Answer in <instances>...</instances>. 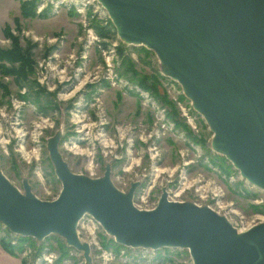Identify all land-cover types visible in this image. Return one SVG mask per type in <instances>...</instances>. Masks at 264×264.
<instances>
[{
  "label": "rangeland",
  "instance_id": "obj_1",
  "mask_svg": "<svg viewBox=\"0 0 264 264\" xmlns=\"http://www.w3.org/2000/svg\"><path fill=\"white\" fill-rule=\"evenodd\" d=\"M0 51V171L20 191L26 181L41 200L58 194L45 145L59 134L57 151L71 172L97 178L108 165L119 191L138 183L139 209L152 208L163 190L236 228L264 221V192L211 149L209 129L180 86L161 76L151 51L117 37L97 0H0ZM91 226L76 228L89 263L55 234L18 243L0 225V240L18 244L20 264H192L183 249L115 250L112 237Z\"/></svg>",
  "mask_w": 264,
  "mask_h": 264
},
{
  "label": "water",
  "instance_id": "obj_2",
  "mask_svg": "<svg viewBox=\"0 0 264 264\" xmlns=\"http://www.w3.org/2000/svg\"><path fill=\"white\" fill-rule=\"evenodd\" d=\"M117 37L143 46L174 80L209 129L210 146L248 184L264 192V0H97ZM59 134L46 140L60 182L50 200L22 191L0 171V225L38 241L50 234L81 253L89 245L76 228L93 219L125 248L183 249L192 264H264V221L244 231L207 206L172 201L162 190L150 209L133 205L137 182L126 192L109 179L71 172L57 151Z\"/></svg>",
  "mask_w": 264,
  "mask_h": 264
},
{
  "label": "trees",
  "instance_id": "obj_3",
  "mask_svg": "<svg viewBox=\"0 0 264 264\" xmlns=\"http://www.w3.org/2000/svg\"><path fill=\"white\" fill-rule=\"evenodd\" d=\"M21 6V5H20ZM22 12V11H21ZM23 13V12H22ZM3 31H6V30H8V25L7 24H4V26H3ZM97 32V31H96ZM98 33V32H97ZM99 34V33H98ZM3 56V54L1 53V51H0V57H2ZM160 76V75H159ZM139 84H141V85H143L142 84V81H137ZM165 98V96L163 95L162 96V98ZM180 98H182V96L180 97ZM171 115H172V117H170V119L171 120H173L174 121V118H173V111H171ZM30 237H22V236H17V238H16V240L18 241V243L20 242H22V241H25V240H28ZM112 243H114L113 245H114V248H115V250L117 249V248H122V246H120V245H118V244H116L115 242H112ZM0 246L2 247V249L5 251V252H7L9 255H12L13 256V251L16 249H21V248H19V246H18V244H17V246L16 245H10L9 243H7V242H4L2 239L0 240ZM123 248H125V247H123ZM20 251V250H19Z\"/></svg>",
  "mask_w": 264,
  "mask_h": 264
},
{
  "label": "built area",
  "instance_id": "obj_4",
  "mask_svg": "<svg viewBox=\"0 0 264 264\" xmlns=\"http://www.w3.org/2000/svg\"><path fill=\"white\" fill-rule=\"evenodd\" d=\"M192 108V107H191ZM182 111L184 112V116H187V114H186V108L183 110V108H182ZM191 118L188 116L187 117V120L189 121ZM42 123H40L39 124V126H41V127H45V121L44 120H42L41 121ZM261 222V221H260ZM82 223H85L86 224V229H88V231H89V229L92 227L91 225H94L96 222L95 221H93V219L92 218H90V217H88V216H84L81 220H79V222H78V224H77V227L79 226V225H81ZM255 223V222H254ZM97 224V223H96ZM233 225V224H232ZM254 225V224H253ZM233 227L236 229V231H244V230H246V229H248L249 227H251V225H246L245 227H241V228H236L234 225H233ZM144 250H148V249H144ZM150 251H152V250H150ZM106 255H109V253H106ZM50 257H52V256H50ZM45 261L47 262V263H50V262H52V259H50V260H48V259H45ZM36 264H40V261H38V262H36Z\"/></svg>",
  "mask_w": 264,
  "mask_h": 264
},
{
  "label": "crops",
  "instance_id": "obj_5",
  "mask_svg": "<svg viewBox=\"0 0 264 264\" xmlns=\"http://www.w3.org/2000/svg\"><path fill=\"white\" fill-rule=\"evenodd\" d=\"M0 258H4V263L5 264H20L19 259H17L16 257L9 255L7 252L3 251L0 248Z\"/></svg>",
  "mask_w": 264,
  "mask_h": 264
},
{
  "label": "bare ground",
  "instance_id": "obj_6",
  "mask_svg": "<svg viewBox=\"0 0 264 264\" xmlns=\"http://www.w3.org/2000/svg\"><path fill=\"white\" fill-rule=\"evenodd\" d=\"M84 130V129H83ZM83 130H82V132H83ZM80 132H81V130H80ZM77 234V233H76Z\"/></svg>",
  "mask_w": 264,
  "mask_h": 264
}]
</instances>
